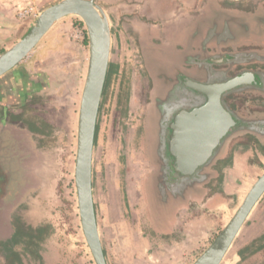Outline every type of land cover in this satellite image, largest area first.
Masks as SVG:
<instances>
[{"label":"rangeland","instance_id":"rangeland-1","mask_svg":"<svg viewBox=\"0 0 264 264\" xmlns=\"http://www.w3.org/2000/svg\"><path fill=\"white\" fill-rule=\"evenodd\" d=\"M61 1H20L14 10L30 22L7 48L26 36L44 10ZM93 1L104 11L111 30L109 77L92 165L94 203L107 264H193L264 174V88L259 89V127L253 124L246 130L251 136L242 129L233 131L194 176H180L168 155L167 126L173 112L181 109V101L185 102L181 97L192 90L182 88L180 82L176 86V79L168 81L163 74L166 68L161 72L155 68L152 76L148 48L180 38L181 63L188 76L192 68L209 72L222 68L228 77L256 68L264 74V0ZM255 26L259 33H253ZM89 59L86 25L80 17L69 15L4 77L13 79L14 90L25 93L33 88V81L45 86L34 94L36 106L25 110V127L28 120L34 122L40 134L26 141L32 147V160L22 198L2 217L9 227L0 225V264H8L10 253L3 244L12 239L17 226L28 236L32 230L47 228L40 249L16 246L24 264H95L82 230L75 179ZM230 67L235 71H229ZM223 75L193 77L200 84L213 85L228 81ZM249 88L236 93L253 112L258 91ZM194 98L200 106L205 103L201 97ZM153 101L160 118L158 131L155 119L151 129L146 119ZM226 179L228 193L223 191ZM35 252H40L39 257ZM222 264H264V195Z\"/></svg>","mask_w":264,"mask_h":264},{"label":"water","instance_id":"water-1","mask_svg":"<svg viewBox=\"0 0 264 264\" xmlns=\"http://www.w3.org/2000/svg\"><path fill=\"white\" fill-rule=\"evenodd\" d=\"M76 15L86 25L90 42L88 74L82 95L75 179L82 230L95 264H107L93 196L92 165L99 108L108 75L111 30L104 11L93 0H63L39 16L35 26L17 44L0 56V78L4 77L39 45L61 19ZM260 76L248 73L221 84L206 85L186 80L189 88L206 98L191 111L179 112L171 124L169 153L174 171L192 177L214 156L221 142L237 125L223 105V95L239 87L258 84ZM264 195V174L248 192L243 203L212 244L193 264H222L252 211ZM0 225H9L1 218Z\"/></svg>","mask_w":264,"mask_h":264},{"label":"flooded vegetation","instance_id":"flooded-vegetation-1","mask_svg":"<svg viewBox=\"0 0 264 264\" xmlns=\"http://www.w3.org/2000/svg\"><path fill=\"white\" fill-rule=\"evenodd\" d=\"M246 29L248 30L247 27ZM257 29H259V26L254 27L253 33L256 32L259 33ZM251 30L252 29H250V33H252ZM183 49L184 48L182 42L180 38L177 37H175V39H171L170 42L165 46L158 44L151 45L148 48V52H147L148 54L147 62L149 60L148 68L152 76L156 75L154 72L155 68H156L155 69L156 72L157 69H159V72H161L162 68H164V70L166 68V71H164L163 74L168 81H174V79H176L177 80L176 86H178V83L180 82L182 88L187 87L188 89L192 90L187 86L186 80H191L196 82L198 79L196 77H193L194 74H196V76L198 75L199 77H203L206 75H211L210 74L211 72L205 69L200 70V69L192 68L190 71L191 75L190 76L185 75L183 70V63H181L184 55ZM226 58H230V57L226 55ZM191 60L195 61V58L193 57L191 58ZM245 65L247 64H244L243 66ZM235 69L236 68L230 67L229 71L234 72ZM214 72L215 74L225 73L224 76L228 78V81L248 73L259 75V69L257 68L243 70L241 73H238L230 77H228L229 72L222 68L220 69L218 68ZM108 77L109 75L107 76V79ZM10 81L8 83L9 87L8 84L5 85L2 93L3 99L0 101V219L3 216H5V214L10 213V211L12 212L15 206L17 205L19 199L22 198V194H23L22 191L24 189V184L28 182L27 169L28 166L30 165L29 161L32 160L31 159L32 152L30 151L32 150V147L31 145H28L26 141H28L29 139L28 137H32L35 136L36 134H40L34 122H29V120L27 119L28 120L27 128L24 125L25 110H27L29 107L34 108L36 106L35 97L37 95L36 96L26 95L28 93L23 92V90H18V89L14 90L13 89L14 86L12 82L13 79ZM33 82L31 83L33 84ZM160 86H161L160 83L156 85L157 94L159 90H161ZM32 87H34V84ZM106 87H107V83H105V88L99 108V114L102 108L103 97L107 89ZM249 87H253L258 91L254 97L256 98L258 104L254 108L253 112L252 110H250V108L248 109L247 107L248 101H243L244 100L242 98L243 96H240L239 94L236 93V91L239 90L250 89ZM262 88H264V84L263 86L259 87V83H258L248 87L247 86L239 87L223 95L224 107L231 113L234 121L237 122V125L230 130L227 137L237 129L238 130L242 129L244 130L243 133L245 135L251 136V131H246V130L249 129L253 124L254 127L255 126L259 127V95H260L259 89ZM27 92L29 91L27 90ZM157 94H155V97L157 96ZM194 97H197L198 99L199 97H201L203 99V102L206 101V98L203 95L196 93L194 90H192L189 96L185 98L181 97V99H184L185 102L181 101L180 104L181 109L177 110L176 112H173L174 116H172V118L173 117L175 118V116L179 112H181V110L184 108H191L193 110V108H197V106H200V104H198L199 102H196L197 100H195ZM262 104L264 105V102ZM187 111H191V110H187ZM174 118L172 119V122ZM146 119H148V122L150 123L149 126L150 129L152 128L153 119H155L154 130L158 131L160 126V123L158 122L160 118L156 115V109L154 108V101L149 106L148 112L146 114ZM172 122L169 123L167 126L170 136H171ZM97 125H98V121H97ZM24 127L26 129H23ZM24 133H27V135H24ZM96 135H97V130H96ZM170 136H169V140H170ZM169 140L167 142L168 155L170 156L172 163H174V160L169 153V146H168ZM28 154L30 155V157H27Z\"/></svg>","mask_w":264,"mask_h":264},{"label":"crops","instance_id":"crops-1","mask_svg":"<svg viewBox=\"0 0 264 264\" xmlns=\"http://www.w3.org/2000/svg\"><path fill=\"white\" fill-rule=\"evenodd\" d=\"M20 1L22 4V2H24L25 0H0V54H4L6 51L9 50L7 47L9 46L12 39L18 37L19 34L24 32L26 21H27V24L28 22H30L29 17L24 19L19 15V13L17 14L15 11L16 10L15 7H17V5L20 6L19 5ZM210 74L212 76H222L223 75V74H215L214 71H211ZM258 76H260L261 79L264 80V74H262L261 71H259ZM4 77L0 78V101L3 99L2 93H3L4 87L10 81V80H5ZM33 84H34L33 88L27 89L29 91L27 92L28 93L27 95H31V94L38 95L42 91H44V86H45L44 84H39V82L37 81H34ZM8 87H9V84H8ZM229 190H230L229 180L226 179L223 183V191L228 193ZM14 234H15V231H14ZM21 261L24 264L22 259Z\"/></svg>","mask_w":264,"mask_h":264},{"label":"trees","instance_id":"trees-1","mask_svg":"<svg viewBox=\"0 0 264 264\" xmlns=\"http://www.w3.org/2000/svg\"><path fill=\"white\" fill-rule=\"evenodd\" d=\"M33 231V232H32ZM29 236L24 234V229L22 227L15 228V234L12 239L6 243H4V247L10 253L8 264H23L20 259V253L17 251L16 246L19 244H25L27 246H34L41 248L43 242L46 237L44 236L47 233V228H39L36 230H32ZM35 254L39 257L40 252Z\"/></svg>","mask_w":264,"mask_h":264}]
</instances>
